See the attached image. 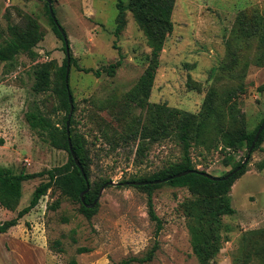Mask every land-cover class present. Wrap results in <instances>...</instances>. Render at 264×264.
<instances>
[{"label": "rangeland", "instance_id": "obj_1", "mask_svg": "<svg viewBox=\"0 0 264 264\" xmlns=\"http://www.w3.org/2000/svg\"><path fill=\"white\" fill-rule=\"evenodd\" d=\"M45 2L0 0V44L9 37L10 26L21 31L31 21L37 23L39 37L32 47L34 55L20 52L11 61H0V166L13 172L49 169L68 158L66 150L52 146L26 120V112L34 105L58 126L66 115L55 91L59 84L54 72L50 89L32 90L33 67L53 61L55 70L66 55ZM51 2L73 57L69 67L74 101L71 127L88 141L90 181L109 178L121 184L103 189L90 219L80 212L79 202L49 189L7 229L26 251L21 247L8 260L0 235V262L113 264L141 256L154 242L155 223L148 214L147 192L128 181L181 156V147L173 138L149 144L142 157L135 155L136 142L121 141L132 121L145 114L129 92L147 66L146 38L128 10L122 30L114 33L116 0ZM171 19L173 29L166 35L148 101L198 113L211 96L212 104L219 105L218 129L205 145L191 149V156L198 169L220 176L243 161L247 151L246 146L224 149L220 130L232 135L240 127L252 131L264 117V0H175ZM117 60L120 64L109 72L108 66ZM263 158L264 140L251 151L244 172L230 187L234 213L221 216L219 249L206 263L199 260L191 241L185 205L194 198L192 193L164 184L152 194L162 222L159 247L149 262L132 264H264V167H258ZM45 178L22 183L16 210L0 206V224L28 203L35 186ZM57 197L59 206L50 208ZM202 225L208 233L213 224L206 221Z\"/></svg>", "mask_w": 264, "mask_h": 264}, {"label": "trees", "instance_id": "obj_2", "mask_svg": "<svg viewBox=\"0 0 264 264\" xmlns=\"http://www.w3.org/2000/svg\"><path fill=\"white\" fill-rule=\"evenodd\" d=\"M45 4L53 31L62 39V35L54 19L50 16L48 2L46 1ZM174 4L175 0H116L115 2L117 22L114 33L119 34L122 30L125 24L124 13L125 10H128L142 30L149 47L147 66L140 75L136 85L129 92L131 100L145 114L143 117L139 116L132 121L128 127V133H125L121 141L136 142L135 155L136 157H142L149 144L165 138H173L181 147V156L177 161L169 162L147 176L131 178L128 181L131 184L133 181H148L147 183L136 184L134 186L147 192L148 214L150 219L155 223L154 242L143 255L128 256L113 264L145 263L153 259L159 247L157 237L162 228V222L155 213L152 194L155 188L164 184L173 187H185L192 193L194 198L185 205L186 216L191 221L189 226L194 252L201 262L206 263L219 249L217 229L221 224V216L234 213L228 195L230 187L233 181L244 172L246 167L244 164L238 171L229 175L233 169L241 164L242 161H238L228 172L216 176L217 178H210L203 174L206 171L200 170L194 165L191 149L199 145H205L210 140L212 132L218 129L217 125L220 122L218 121V117L220 116L218 110L219 105L212 104L211 96L205 99L203 109L198 113L171 108L162 103H150L148 101L166 35L173 29L171 16ZM10 29L11 33H9V37L5 39L4 43L0 44V61H11L20 52L34 55L32 47L39 39L36 35L37 23L31 21L21 31L15 27L12 28V26H10ZM63 49L65 50L64 45ZM72 62L73 57L70 55V63ZM119 64L120 60H117L115 63L110 64L107 70L113 72L114 68ZM66 67V55L62 64L55 70L53 61L38 63L33 67L34 82L32 84V90L34 93H41L50 89L53 81L52 75L55 74L56 82L59 84L55 91L59 95L61 104L66 110L62 126L53 123L36 105L26 112V120L31 128L39 129L52 146L66 150L68 153L67 161L61 165L32 173L22 170L20 172H13L8 167L0 166V206L10 211L16 210L19 204L22 195V183L24 181L40 176L46 177L35 186L28 203L18 209L14 217L0 224V232H5L8 228L17 224L18 220L28 213L49 189L58 190L60 195L79 202L80 212L86 218L90 219L96 210L97 203L92 207H88L86 204L91 203L97 196L99 188L110 180L109 178H103L100 181H90L92 158L88 141L82 133L71 127V124L74 123L71 115L69 127L71 146L90 185L89 190L83 194L84 202L81 201L80 192L86 188V181L69 151L65 128V122L70 108L68 90L65 82ZM84 70L90 71L91 69L85 68ZM95 72L98 73V71ZM69 92L71 93L70 85ZM263 119L264 117H262L252 131H247L243 127H240L237 133L232 135L228 130H220L222 147L224 149L230 148L237 150L246 146L248 151ZM263 140L264 128L252 150L258 148ZM247 151L245 153L246 155ZM258 167H264V158L258 163ZM185 170L192 171L181 176H175L177 173ZM226 175L228 176L225 177ZM59 204L60 198L57 197L50 205V208L55 209ZM206 221H210L213 224L209 226L208 233L202 225ZM70 264H76L75 260H71Z\"/></svg>", "mask_w": 264, "mask_h": 264}, {"label": "water", "instance_id": "obj_3", "mask_svg": "<svg viewBox=\"0 0 264 264\" xmlns=\"http://www.w3.org/2000/svg\"><path fill=\"white\" fill-rule=\"evenodd\" d=\"M48 2V8H49V12H50V16L54 19L55 23H56V26L59 30V32L61 33L62 35V39H63V42H64V46H65V53H66V58H67V67H66V74H65V82H66V88L68 90V101H69V104H70V108H69V112L67 114V119H66V122H65V128H66V134H67V142H68V147H69V151L72 155V158L74 159L76 165L79 167L82 175L84 176L85 178V181H86V188L80 192V197H81V201L84 202V197H83V194L86 193L88 190H89V181L87 180L86 176H85V173L84 171L82 170L80 164H79V161L78 159L76 158L75 156V153L73 152V149H72V146H71V139H70V130H69V127H70V118H71V115L73 113V109H74V104H73V99H72V95L71 93L69 92V84H68V76H69V67H70V46H69V42H68V38L66 36V33L63 29V27L61 26L60 23H58L56 17H55V14H54V11H53V7H52V2L51 0H46ZM264 128V119L263 121L261 122L259 128L257 129L255 135H254V138L250 144V147L247 151V155L245 156V158L243 159V161L241 162L240 165H238L235 169H233L230 173H234L236 171H238L248 160L249 156H250V153L256 143V141L258 140V137L262 131V129ZM192 170H185V171H182L180 173H177L175 176H181V175H184L188 172H190ZM204 175L210 177V178H217L216 176H213L207 172H203ZM228 175H226L225 177H227ZM166 180V179H165ZM148 181H133L132 183L133 184H144V183H147ZM151 182V181H150ZM115 184H121V183H118V182H114L112 180H108L107 182H105L100 188H99V191H98V194L97 196L95 197V199L91 202V203H88L86 204L88 207H92L94 204L97 203L103 189L107 186V185H115Z\"/></svg>", "mask_w": 264, "mask_h": 264}, {"label": "crops", "instance_id": "obj_4", "mask_svg": "<svg viewBox=\"0 0 264 264\" xmlns=\"http://www.w3.org/2000/svg\"><path fill=\"white\" fill-rule=\"evenodd\" d=\"M3 208V207H2ZM7 211H10L8 209H6ZM12 227V226H11ZM1 236H4V240L2 242V245L4 247V253H6V258L9 260V258L11 257L10 255L15 251V250H19V248H23L24 251H26V246L23 245V243L21 242V240L15 238V236L12 235V230L9 229L3 233H0ZM6 244L8 245V248L6 247ZM25 247V249H24ZM34 249V248H33ZM31 251V250H28ZM31 256V254H30ZM24 258V257H23ZM31 262V261H30ZM29 262V263H30ZM0 264H3L0 262Z\"/></svg>", "mask_w": 264, "mask_h": 264}]
</instances>
